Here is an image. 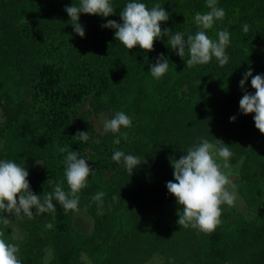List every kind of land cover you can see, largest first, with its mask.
Instances as JSON below:
<instances>
[{
	"label": "trees",
	"instance_id": "16d2710c",
	"mask_svg": "<svg viewBox=\"0 0 264 264\" xmlns=\"http://www.w3.org/2000/svg\"><path fill=\"white\" fill-rule=\"evenodd\" d=\"M128 2L111 0L116 11L109 17L81 13L82 38L65 11L79 0H0V160L24 165L30 190L41 199L58 183L69 191L67 153L59 147L78 151L94 170L78 193L79 211L65 214L53 201L55 213L32 219L3 213L26 236L15 241L0 219V238L19 247L21 264H87L84 257L91 264H146L156 256L160 264H264V134L255 114L239 108L245 92L255 93L252 77L239 85L245 71L264 75V0H217L225 17L205 31L214 40L219 30L229 31V61L220 67L213 58L192 68H186L187 52L179 57L167 36L146 53L139 46L128 50L115 29L102 27L108 20L122 23L119 12ZM137 2L160 4L170 14L161 28L183 31L185 38L198 31L195 14L209 11L206 0ZM160 54L169 69L155 79L149 71ZM117 111L132 119L121 128L127 139L119 145L113 143L118 133L98 134L91 123L93 115L111 119ZM78 131L89 139H73ZM201 138L230 147L229 163L239 166L233 184L247 211L222 204L221 223L211 233L180 227L178 215L168 219L166 210L177 203L166 187L174 182L171 160ZM115 150L145 162L131 174L123 160H112ZM99 191L105 193L102 215L92 201ZM114 195L121 198L113 201ZM81 211L93 219L90 231L76 222Z\"/></svg>",
	"mask_w": 264,
	"mask_h": 264
},
{
	"label": "clouds",
	"instance_id": "9594fccd",
	"mask_svg": "<svg viewBox=\"0 0 264 264\" xmlns=\"http://www.w3.org/2000/svg\"><path fill=\"white\" fill-rule=\"evenodd\" d=\"M206 7L209 11L205 13L197 12L194 17L198 31L188 34L185 38L183 31H171L161 28V23L169 19V13L160 4H154L149 8L145 3L130 0L119 16L122 23L115 20H108L102 25L105 28L115 29L114 37L125 46L132 50L139 46L143 51L151 52L154 50V42L164 36L168 37L167 43L176 54L186 59V68L196 65L208 64L213 58L218 61L220 67L225 66L229 57L226 54V47L230 43V33L227 29L217 32L218 39L210 38L205 30L212 29L215 22L223 20L225 11L217 6V0H206ZM70 17L74 31L80 36H85L84 28L78 23L81 13L89 15H99L109 17L116 11L111 0H79V4H72L65 8ZM249 31V25H243V32ZM169 69V61L163 54H160L157 61L151 66L149 73L155 79H159L166 74ZM249 77L251 87L255 89L254 94L245 92L239 101L240 111L245 114H255L254 123L256 129L264 134V75L253 76L252 71L246 70L243 78L239 81L243 89ZM126 79V78H125ZM236 117L230 118L235 121ZM132 119L123 111H117L114 117L104 121V131L118 133L113 143L120 144L121 137L127 139V132H121V128H129ZM73 139L87 141L88 132L78 131ZM47 146V145H46ZM45 146V147H46ZM60 153H67L64 159L65 178L69 191H65L61 184H56L54 191L38 196L30 190L28 181L29 172L24 165L18 164L13 160H0V219L7 225L9 219L3 213L15 215L18 218L26 216L32 219L34 215L46 212H56L53 201H57L64 213L79 211V195L81 189L87 187V180L90 175H94V170L90 168L87 160L79 158L78 151L69 150L67 147H59ZM186 155L179 159L171 160L174 169V182L166 184L168 192L173 195L182 206L177 215V223L180 227L198 229L204 233L213 232L221 223V205L227 204L234 206L236 201L235 191H230L232 182L229 175L222 169L230 168L229 158L233 155L230 147L223 141L217 140L215 143L201 138L199 143L189 147ZM222 160L218 162V159ZM112 160L123 163L129 173H133L134 168L145 162L135 155L125 154L124 151L115 150ZM105 193L97 192L92 196V201L98 204L97 214H103V198ZM120 197L113 196L112 200L117 201ZM35 209L33 214L32 209ZM47 229H52L53 224L47 223ZM2 236V234H0ZM19 247L16 244L6 243L5 239L0 238V264H21L18 258Z\"/></svg>",
	"mask_w": 264,
	"mask_h": 264
},
{
	"label": "rangeland",
	"instance_id": "374dc122",
	"mask_svg": "<svg viewBox=\"0 0 264 264\" xmlns=\"http://www.w3.org/2000/svg\"><path fill=\"white\" fill-rule=\"evenodd\" d=\"M261 52H262V55L264 56V48L261 50ZM109 119H110L109 113H105V112L98 114V115L91 116V123H92L95 131L98 134H103L105 132L104 128H103L104 121L109 120ZM217 159H218V162L222 163V160H220L219 158H217ZM85 160H87L88 165L91 166L90 160L89 159H85ZM238 170H239V166L236 164L235 165L230 164V168L222 169V171H224L226 174L229 175V179L232 182V186L229 187V190L235 191L236 196H237L236 201H235V205L233 207L238 212L246 214L247 211H246L244 201H243L242 197L239 195V193L236 191L234 184H233L234 179H235L236 175L238 174ZM180 207H182V206L178 205V203H170L166 209L167 210V218L171 219V218L176 217ZM6 218L9 219L8 226H9V229L11 231V234H12L14 240L17 242L21 241L26 236V232L17 224L14 217L7 216ZM75 219H76L78 226L82 227L83 229H85L87 231L91 230V228L93 226V219L88 213L82 212V211L78 212L76 214ZM84 259L86 260L87 264H91L86 259V257H84ZM161 262H162V258L156 256L153 258L152 261H150L146 264H160Z\"/></svg>",
	"mask_w": 264,
	"mask_h": 264
}]
</instances>
